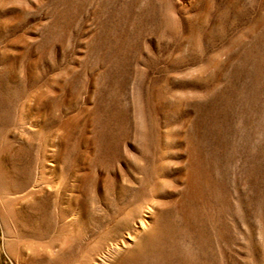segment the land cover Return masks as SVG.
Listing matches in <instances>:
<instances>
[{
  "label": "rangeland",
  "instance_id": "374dc122",
  "mask_svg": "<svg viewBox=\"0 0 264 264\" xmlns=\"http://www.w3.org/2000/svg\"><path fill=\"white\" fill-rule=\"evenodd\" d=\"M0 264H264V0H0Z\"/></svg>",
  "mask_w": 264,
  "mask_h": 264
},
{
  "label": "bare ground",
  "instance_id": "6f19581e",
  "mask_svg": "<svg viewBox=\"0 0 264 264\" xmlns=\"http://www.w3.org/2000/svg\"><path fill=\"white\" fill-rule=\"evenodd\" d=\"M148 225V222L146 220H139V226L136 229V232L134 234H130L129 239L127 241H122L123 245H132L136 242L137 239H139L141 232L144 231L146 226Z\"/></svg>",
  "mask_w": 264,
  "mask_h": 264
}]
</instances>
